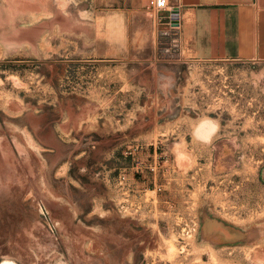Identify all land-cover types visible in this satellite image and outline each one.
Instances as JSON below:
<instances>
[{
  "label": "rangeland",
  "instance_id": "374dc122",
  "mask_svg": "<svg viewBox=\"0 0 264 264\" xmlns=\"http://www.w3.org/2000/svg\"><path fill=\"white\" fill-rule=\"evenodd\" d=\"M5 260L264 264V60L196 57L168 4L0 0Z\"/></svg>",
  "mask_w": 264,
  "mask_h": 264
},
{
  "label": "crops",
  "instance_id": "0c3cea01",
  "mask_svg": "<svg viewBox=\"0 0 264 264\" xmlns=\"http://www.w3.org/2000/svg\"><path fill=\"white\" fill-rule=\"evenodd\" d=\"M166 1L169 14L178 9L175 27L196 57L264 60V0Z\"/></svg>",
  "mask_w": 264,
  "mask_h": 264
},
{
  "label": "water",
  "instance_id": "95a60500",
  "mask_svg": "<svg viewBox=\"0 0 264 264\" xmlns=\"http://www.w3.org/2000/svg\"><path fill=\"white\" fill-rule=\"evenodd\" d=\"M170 24L172 26H177L179 24V12L176 8H173L170 11Z\"/></svg>",
  "mask_w": 264,
  "mask_h": 264
},
{
  "label": "built area",
  "instance_id": "2783aa9c",
  "mask_svg": "<svg viewBox=\"0 0 264 264\" xmlns=\"http://www.w3.org/2000/svg\"><path fill=\"white\" fill-rule=\"evenodd\" d=\"M152 6L157 5L159 8L164 7L167 4L166 0H149Z\"/></svg>",
  "mask_w": 264,
  "mask_h": 264
},
{
  "label": "bare ground",
  "instance_id": "6f19581e",
  "mask_svg": "<svg viewBox=\"0 0 264 264\" xmlns=\"http://www.w3.org/2000/svg\"><path fill=\"white\" fill-rule=\"evenodd\" d=\"M166 8H167V6H166ZM8 263H10V260H5V261H3L2 264H8Z\"/></svg>",
  "mask_w": 264,
  "mask_h": 264
}]
</instances>
